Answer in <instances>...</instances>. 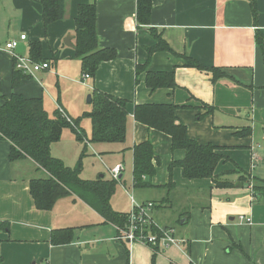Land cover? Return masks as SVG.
Masks as SVG:
<instances>
[{"label": "crops", "instance_id": "crops-1", "mask_svg": "<svg viewBox=\"0 0 264 264\" xmlns=\"http://www.w3.org/2000/svg\"><path fill=\"white\" fill-rule=\"evenodd\" d=\"M85 3L96 4L100 46L115 48L117 57L102 62L95 76L84 80L74 45L75 18ZM65 9L64 18L46 30L40 0H0V104L17 92L42 97L51 116L61 106L76 119L92 109L88 97L92 100L95 90L126 99L125 141H90L88 117L82 119L88 127L83 128V140L70 128L62 135L74 148L71 157L89 149L100 159L104 170L95 178L81 175L84 179H111L110 168L123 165L118 184L125 201L123 207H115L114 193V210L128 213L131 196L141 203L152 201L155 222L173 227L183 243L153 249L121 240L116 226L74 193L58 199L50 210L38 209L30 183L45 176V170L29 157L11 161V142L1 139L0 222L7 224L0 226V264H264V52L256 39L258 32L264 40V0H152L150 24L139 23L137 0H65ZM4 23L8 27L1 29ZM151 28L177 53L220 67L227 76L214 80L211 72L187 67L183 57L167 51L154 52L146 70L137 74V66L148 60L147 48L156 43ZM21 34L27 39L16 51L30 56L31 43L41 42L50 68L24 76L13 87L14 59L4 46ZM148 70L175 71L177 86L152 90L146 84ZM155 103L178 105L176 115L189 137L220 147L218 153L228 159H221L215 175L232 186L217 187L212 178H186L179 166L170 171L171 162L183 159L185 150H173L171 135L134 116L137 105ZM202 103L214 110L209 113ZM244 127H251L252 133L237 135ZM143 141L153 145L156 173L150 179L153 186L137 187L133 149ZM60 142L52 144L51 152L72 167L65 150L58 148ZM239 169L256 178L241 181ZM171 179L174 186L168 187ZM67 227L75 228L72 242L53 244L52 231Z\"/></svg>", "mask_w": 264, "mask_h": 264}, {"label": "trees", "instance_id": "trees-1", "mask_svg": "<svg viewBox=\"0 0 264 264\" xmlns=\"http://www.w3.org/2000/svg\"><path fill=\"white\" fill-rule=\"evenodd\" d=\"M42 5V18L44 28L65 16V0H40ZM252 13L257 19L258 10L256 3L252 1ZM152 0H137V19L141 24H150ZM75 54L81 61L82 72L94 77L99 65L104 61L117 57V50L112 47H101L97 32V7L95 3L81 4L75 18ZM151 33L156 43L147 48L148 60L145 64L137 66V74L146 70L150 58L154 52L167 51L184 58V65L212 73L213 79L227 76L222 68L207 66L194 57L183 53H177L162 34L155 28ZM257 42L264 52V40L257 32ZM30 57L35 62L46 61L42 55L41 42H33L30 46ZM25 74L17 68L14 60L13 87L19 84V80ZM146 84L152 90L160 87L174 88L177 86L175 71H152L146 73ZM0 104V140L11 142L10 160L22 157L33 159L46 175L34 178L30 183V192L38 209L50 210L57 200L69 194H76L98 211L106 220L114 225L124 226L128 219L127 212L116 211L111 206V197L116 191L118 180L99 177L94 180L81 177L82 158L76 166L70 167L65 162L52 154V144L61 140L63 130L70 128L78 139L85 138V131L81 127V120L88 117L92 122V142H123L127 134V100L116 97L99 90L92 93V109L82 116L72 119L73 123L61 114L59 109L53 111L51 116L44 106L42 97L28 98L21 93L12 92L4 97ZM211 113L214 106L202 103ZM176 104H141L135 107L136 120L149 127L163 131L172 137V149H184L185 156L181 160H173L170 171L179 166L183 169L186 178H212L217 187L232 186V182L215 175V169L221 159L227 156L218 153L220 147L208 143L201 144L189 137L187 126L181 122L177 115ZM252 133L251 127H244L236 132L239 136H248ZM134 183L137 187L153 186L151 177L156 173V165L153 145L150 141H143L134 146ZM241 181H249L251 177L239 169ZM171 175V173H170ZM146 178V179H145ZM174 186L172 179L167 184ZM257 189V185H254ZM7 223L0 222L1 225ZM74 227L59 228L52 231L51 242L53 244H67L72 242ZM152 264H155L154 262Z\"/></svg>", "mask_w": 264, "mask_h": 264}, {"label": "built area", "instance_id": "built-area-1", "mask_svg": "<svg viewBox=\"0 0 264 264\" xmlns=\"http://www.w3.org/2000/svg\"><path fill=\"white\" fill-rule=\"evenodd\" d=\"M27 35L21 34L19 39H11L5 43L4 49L7 50L15 60L17 68L21 69L25 74L36 76V73L42 69L50 68V64L47 61L35 62L29 55L19 54L16 49L19 46V42L26 40ZM89 74H83V79L89 78ZM61 114L69 121L73 123L72 118L66 113V111L58 106ZM123 165L121 163L116 164L110 168V174L113 179L118 180L120 178ZM132 208L128 212V219L124 226H116L118 232V238L128 242H139L151 246L153 249L169 248L171 246L181 247L183 240L179 239L173 227L160 226L152 217L151 211L155 207V203L148 201L141 203L135 200L131 196ZM244 219L243 216L240 217ZM247 222H250L249 217L246 218Z\"/></svg>", "mask_w": 264, "mask_h": 264}, {"label": "rangeland", "instance_id": "rangeland-1", "mask_svg": "<svg viewBox=\"0 0 264 264\" xmlns=\"http://www.w3.org/2000/svg\"><path fill=\"white\" fill-rule=\"evenodd\" d=\"M2 27L3 28H7L8 27V23H4L3 24V26H1V29H2ZM3 31H4V29H3ZM61 82H63V79H61ZM77 91V89H75V87L74 88H71L70 90H69V93L68 94H70L71 95V97H73L74 96V93ZM88 95L89 94H87V96H86V99H87V97H88ZM88 105H90V103L88 104ZM50 108V107H49ZM50 111H51V109H50ZM83 119V118H82ZM87 120H88V118H87ZM89 121V120H88ZM81 127L82 128H85V130L88 128H86V126H84V125H86V122L85 121H83V120H81ZM88 130V129H87ZM69 132V130L68 129H66V133H68ZM68 139V138H67ZM69 140V139H68ZM58 148H59V150L61 151V150H65V152H66V156H65V159H67V161H68V163H70L71 165H72V167H74V166H76V160L78 159V157H79V155H78V157H76V158H73V157H71V154H72V150H74V148H72V144H71V142H69V141H66V140H64V137H63V135H62V138H61V142L58 144ZM84 149L85 148H83V151H84ZM61 154H62V152H61ZM68 154V155H67ZM80 158H82V172H81V175L83 176V177H85V176H91L90 178H95V176H96V174H98L99 173V171H102V170H104L103 169V166H102V164L100 163V159H98V158H96V156L88 149V150H85V152H84V154L82 155V153H81V155H80V157H79V159ZM103 158H105L106 159V157H103ZM78 162V161H77ZM106 173V172H105ZM108 176V175H107ZM250 180H252V179H250ZM153 190H151V191H149L148 193L150 194V195H153ZM120 195H122V192H121V186L117 183V185H116V192H115V194L113 195L114 196V199H115V207H117V208H121V207H123V204L122 203H124V201H125V198L124 197H122V198H120ZM117 200H119V203H118V205H117ZM125 210V209H124ZM166 211V210H165ZM168 211V210H167Z\"/></svg>", "mask_w": 264, "mask_h": 264}, {"label": "water", "instance_id": "water-1", "mask_svg": "<svg viewBox=\"0 0 264 264\" xmlns=\"http://www.w3.org/2000/svg\"><path fill=\"white\" fill-rule=\"evenodd\" d=\"M71 39H69V41H67L68 44H71ZM88 101H91V96L88 97Z\"/></svg>", "mask_w": 264, "mask_h": 264}]
</instances>
